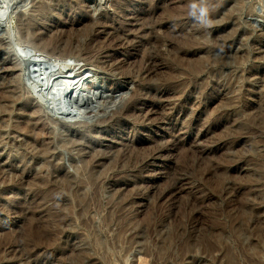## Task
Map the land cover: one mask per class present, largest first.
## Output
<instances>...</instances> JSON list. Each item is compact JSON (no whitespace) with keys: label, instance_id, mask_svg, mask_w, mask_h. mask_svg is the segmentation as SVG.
Returning <instances> with one entry per match:
<instances>
[{"label":"rangeland","instance_id":"obj_1","mask_svg":"<svg viewBox=\"0 0 264 264\" xmlns=\"http://www.w3.org/2000/svg\"><path fill=\"white\" fill-rule=\"evenodd\" d=\"M12 1L0 0V12L8 9V13L6 12L8 14L7 18L5 21H0V48L3 47L0 51V67L5 66L7 62L12 63L15 70L11 78L20 81L17 89L18 95H25L24 97L27 100L24 103L34 102L40 108L41 114L28 118L24 117V113L16 108L10 116L11 118L8 121L6 119L3 121L5 128L0 129V169L4 173L3 177L6 178L7 174L12 170L9 167L10 160L15 159L13 164L17 171H21L19 160L20 157L24 156V161H27L28 166L31 168V173L28 176L33 177L32 173L37 174L41 179L51 182L54 181L53 179H60V175L64 176L66 174L67 176L69 175V178L72 177L74 191L57 190L55 198H51L46 204L47 208H53L49 214L47 215L48 211L44 210H37L36 212L35 222L48 224L49 226L45 225V227L48 226L50 234L53 233L54 240L49 244L50 246L45 248L46 246L44 245L45 247L39 249L40 246L36 245L33 248L34 251H31L35 252V259L26 260V256L28 259L29 255H24L22 258L19 256L21 258L19 260L8 259L6 263L145 264L144 262L146 261V264H264V223H262L264 222V208H262L264 207V56H262L264 55V0H218L217 6L221 7L216 9L204 6L209 3V0H204V2L203 0H181L182 2L180 0H125V2H122L123 4H120L121 9L117 5V0H24V2L23 0H15L13 3ZM194 3L196 4L195 7ZM41 6H44V8ZM202 6H204L203 8L206 7L207 11ZM186 8H195L198 13L193 11L194 14H190L188 18L187 16H180L183 11H187ZM48 9L50 10L48 11ZM180 9L184 10L181 12ZM210 9L213 10L211 11ZM208 10L214 12V14ZM209 14H212V16ZM218 14H220L219 17ZM38 15L43 16L41 17L42 22L47 19L45 22L50 27L48 31L53 30L51 32L52 36L56 37L59 35L56 37V39L58 38V45L67 40L68 44H71V50L74 51L72 52L80 54L82 59L86 61V63L84 61L81 62L84 68L82 67L80 70H86L87 67L90 68L88 63L97 62V66L91 72V76H93L91 80L98 81L101 87H99V91H94L84 98V102H87L84 105L87 113H77L71 98L62 99V97H57L54 102L49 94L45 96L43 93L35 91H40L36 85L41 83L42 79H46L56 67L53 58L42 56L39 51L40 47L33 46L31 41L34 35L31 36L32 33L26 29L31 23L27 22L28 20L30 21L31 16L37 17ZM51 17L53 18L51 19ZM198 17H200V20ZM203 17L204 19L211 17L209 20L205 19L207 22L211 20L210 23H207ZM94 21L98 23L97 25H100L96 27L97 29L94 28L93 31H88V26L95 23ZM181 21H184V23ZM155 22L162 24V30L154 34L151 29L153 30ZM109 23L112 26H109ZM195 23L199 24H197L199 27L196 30L194 29L195 27L192 28L190 25L196 26ZM204 23L207 24L205 25ZM54 26H56L57 30ZM78 27L83 30L79 31ZM111 30L113 32H110ZM82 32L83 34L90 33L86 34V37ZM123 32L124 34H122ZM141 32H145V34ZM198 32H201L200 35L203 36L206 33V42L205 38L203 36L200 37ZM223 32L226 37L223 36ZM27 33L28 35H25ZM62 33L64 34L62 35ZM106 33L107 36L105 35ZM149 33L151 34L149 35ZM182 34H185L184 38ZM187 34L198 36V39H194L193 36V39L198 44L191 47L192 49L182 47V43H184L182 39L186 38L188 40L187 37L192 39ZM227 34L231 37L229 38ZM219 35L225 38L222 44L220 43L222 38ZM155 36L158 37L157 40L160 39L161 42L159 44H155ZM217 36L218 39H215ZM122 37L123 40L121 39ZM178 37L182 40L181 43ZM26 38L29 39L26 40ZM64 38L66 39L64 40ZM109 42L112 49L109 48ZM204 42L208 43L204 44ZM19 43H22V45ZM167 43L169 44L167 45ZM76 45H80V50ZM197 45L199 47L194 49ZM202 45L203 47H201ZM209 45H212V47ZM144 46L147 47L144 48ZM174 46L178 47L177 50ZM100 48L105 49L99 50ZM181 49L183 50L181 51ZM205 49L209 51L206 52L207 50ZM2 50L4 51L2 52ZM77 50L82 53L77 52ZM148 52L152 55L151 59L146 57L147 60H145V54ZM195 52L198 53L196 55L197 58L193 56ZM91 55H93L92 58H90ZM247 55L249 56L247 57ZM192 56L194 59L199 61L202 59L201 61L204 60L205 62L214 58L213 61L210 60V62L208 61L205 64L206 66L208 65L207 67H209V64L210 66L211 64L215 66L216 62L217 67H212L214 70L210 68L211 70L202 73L201 77H191L189 76L191 75L189 68L193 66L192 64L194 63L192 62L197 61ZM176 59H178L177 62L186 64L188 70L186 65L176 64ZM217 59L221 62H217ZM142 60H145L146 64ZM41 61L44 63H40ZM46 61L48 64H46ZM139 61L142 67L139 66ZM235 61L242 64H238ZM70 62L72 64L75 60L70 59L68 63L70 64ZM153 63L159 65L156 66ZM189 64L191 65L188 66ZM235 65L240 67L237 69ZM53 66L54 68L52 69ZM44 67L49 69L46 71ZM22 68L25 72H23ZM170 69L172 71L175 69L176 71L174 70V72L178 74L173 73ZM140 70L142 71L140 72ZM146 71H148V75L145 73ZM3 72L5 71H0V77ZM169 73L173 74L174 77L169 75ZM176 75L178 76L177 78H175ZM169 77H172V79H169ZM167 78L170 82L166 80ZM179 78L182 80L180 83ZM218 78L223 80L217 82L216 79ZM5 79L6 75L3 74L0 83H3ZM26 79L32 82L33 86L31 88L35 89V92L25 86ZM156 80L160 82L157 83ZM154 81L158 84H156L157 86ZM223 83L225 86H223ZM48 84V86L47 84H45V87L43 86L45 90H49L53 86L52 83ZM147 84L152 87L146 88ZM187 87L189 90H187ZM135 89H143V92L137 95L138 101H135L130 106V114H133L131 115L133 117L131 118L130 114H126V116L119 114L123 109V105L125 106L129 102V98L137 93ZM38 95L53 103L55 109L63 107L65 111L60 115L50 114L41 108V105L37 102L36 97ZM232 98L236 99L235 102ZM156 99H159L160 102L158 103ZM226 99L232 100L231 102L235 103L236 106L231 109L225 108V111H223V106L227 102ZM221 100L225 101V103ZM219 108L223 109L220 110ZM257 109L259 112L256 111ZM104 112L105 114H103ZM39 116L42 119L38 120ZM27 118V122H24ZM250 119L252 122H249ZM19 122L27 123L29 127L43 132L39 146H32V138L29 133V136H27L24 132H17L16 125ZM248 122L253 127L249 126ZM255 122L258 124L257 127L259 129L256 128ZM78 123H87V129L78 127ZM96 123L97 125H95ZM114 123L118 126L114 125ZM47 129L54 130L55 141L49 140L48 137L46 139L44 133L48 131ZM80 136L83 138L79 139L81 138ZM9 142L12 144L24 143L27 146L30 145V148L26 146V149L37 155L43 151V147H48L52 149L54 155L51 158L48 154L45 157L40 156L38 160H31L28 156H25L22 150L17 148L11 150ZM79 142L80 145H78ZM87 142L93 145L91 151L81 152L82 147L86 149ZM20 153L24 155L22 156ZM79 153L81 156L78 155ZM85 154L86 156L89 154L96 155L94 157L98 158V160L95 159L94 163L98 165L93 164L92 166L88 163V157L84 156ZM115 162H117L116 166ZM102 163L105 164L103 165ZM82 164H85V166ZM207 166L212 167H210L211 171L209 169L210 172L207 170ZM239 170L240 173L237 172ZM212 171H214L213 174L211 173ZM224 177L227 178H225L226 183L223 187L217 188L216 183H218L220 178L222 180ZM94 181H96L95 184L93 183ZM227 185L228 188L225 191ZM4 187L6 185L0 179V212L3 213L1 214L2 217H0V237L8 235L14 238L15 234H18V231H21L25 223L27 224L30 220V217H28L29 212L26 210L22 212L23 214L19 213L18 206H28L36 200V197L33 193L30 194L27 191L8 193L6 195L1 194ZM221 188H224V190ZM233 188L236 189L233 190ZM259 188L262 192L261 194ZM231 191L235 193H231ZM250 199L253 200L254 205ZM113 202L114 204H112ZM120 202L125 204L123 203L124 205H122ZM240 202L243 203L239 204ZM81 205L83 206L81 207ZM83 207L84 209H82ZM251 207L256 209L255 212ZM118 212H122V214L124 212L122 217ZM250 214H252V217ZM241 215L242 219L239 220ZM43 218L46 222L43 221ZM47 218L50 220L47 221ZM115 219L118 220L116 221ZM238 220L241 223L244 220L243 222L247 224L240 225V222L236 223ZM255 222H257L256 231H252L254 230ZM260 225L262 226L260 227ZM56 228H58V231ZM237 228L240 229L237 230ZM250 231L253 233L258 232L262 238H258L255 233L253 234ZM56 232H59V234ZM55 234L56 236H54ZM55 238L58 239L56 240ZM210 244H213L211 245V247L213 246L212 248ZM20 249L18 247L17 251L19 252ZM216 249L219 250L217 251ZM61 251L63 252L61 253ZM27 261H31V263Z\"/></svg>","mask_w":264,"mask_h":264},{"label":"bare ground","instance_id":"obj_2","mask_svg":"<svg viewBox=\"0 0 264 264\" xmlns=\"http://www.w3.org/2000/svg\"><path fill=\"white\" fill-rule=\"evenodd\" d=\"M9 1H11V0H8V2ZM13 1H15V0H13ZM13 1H12V3H13ZM45 1V0H44ZM130 1V0H129ZM181 1V0H180ZM186 1V0H185ZM188 1V0H187ZM199 1V0H198ZM201 1V0H200ZM205 1H207V0H205ZM7 2V1H6ZM18 2V1H17ZM23 2H24V0H23ZM60 2V1H59ZM122 2H125V0H117V5H119V9H121V6H120V4H123ZM182 2V1H181ZM197 2V1H196ZM203 2H204V0H203ZM217 2H218V0H209V3H207V5H204V6H207V8L209 7V8H213V9H216V8H218L219 6H217ZM16 3V2H15ZM14 3V4H15ZM184 3V2H183ZM188 3V2H187ZM193 3V2H192ZM9 4V3H8ZM21 4V3H20ZM128 4V3H127ZM126 4V5H127ZM130 4V3H129ZM185 4H186V2H185ZM198 4V3H197ZM199 4H203V3H199ZM205 4V3H204ZM18 5V4H17ZM191 5V4H190ZM195 3H194V7H195ZM219 5V4H218ZM242 5V4H241ZM44 6H45V4H44ZM44 6H41V7H43L44 8ZM116 6V5H115ZM180 6V5H179ZM184 6H187V5H184ZM189 6V5H188ZM192 6V5H191ZM204 6H202V8L204 7ZM225 6V5H224ZM223 6V7H224ZM230 6V5H229ZM8 7V6H7ZM40 7V8H41ZM114 7V6H113ZM118 7V6H117ZM193 7V6H192ZM198 7V6H197ZM196 7V8H197ZM221 7V6H220ZM219 7V8H220ZM115 8V7H114ZM189 8V7H188ZM206 8V7H205ZM205 8H203L204 10H206ZM230 8V7H229ZM118 9V8H117ZM151 9V8H150ZM212 9V10H213ZM222 9V8H221ZM6 10V9H5ZM44 10V9H43ZM50 9H48V11H49ZM153 10V9H152ZM181 10V12L184 10H182V9H180ZM186 12H182L181 14H180V16H182V17H186L187 16V18L188 17H190V14H192L193 13V11L195 12H197L198 13V11L197 10H195V8H192V9H187L186 8ZM202 10V9H201ZM211 10V9H210ZM210 10H208L209 12H211ZM7 11H8V9H7ZM7 11H1L0 12V19H2L5 15H7ZM42 11V10H41ZM45 11V10H44ZM47 11V10H46ZM115 11H117V10H115ZM199 11H200V8H199ZM207 11V10H206ZM216 11V10H215ZM234 11V10H233ZM7 12V13H6ZM35 12V11H34ZM52 12V11H51ZM177 12V11H176ZM175 12V13H176ZM205 12V11H204ZM203 12V14H205ZM235 12V11H234ZM148 13V12H147ZM151 13H153V12H151ZM200 13V12H199ZM207 13V12H206ZM212 14H214V12H211ZM120 14H121V12H120ZM120 14H118L119 16H120ZM194 14V13H193ZM201 14V13H200ZM212 14L210 15V16H212ZM221 14V13H220ZM220 14H218V17H219V15ZM11 15V14H10ZM198 15V14H197ZM202 15V14H201ZM230 15V14H229ZM231 15H233V14H231ZM23 16H25V15H23ZM195 16V15H194ZM198 16H200V15H198ZM205 16V15H204ZM41 17H43L42 15H38L37 17H32L31 16V19H30V21L28 20H26L25 19V21H27V22H31L30 23V25L29 24H27V25H29L26 29H28V32H30V33H32V35L31 36H33V39H32V44H33V46L35 45V46H37V47H40V49H39V51L42 53V56H48L49 58L51 57V58H53V61H54V63H56V69L54 68V66L52 67V69L54 68V70L46 77V79H42L43 81H41V83H39L38 85H36L37 86V88L38 89H40V91H38V90H35L36 92H38V93H43L45 96H48V94H49V96H50V98L55 102V100H56V98L57 97H62V99L63 98H65V99H69V98H71V100L73 101V104H74V108H75V110H76V112L78 113H87V110L86 109H84L85 107H84V105L85 104H87V102H84V98L87 96V95H89L90 93H92V92H94V91H99L98 89H99V87H101L100 86V83L98 82V81H94V80H91V78L93 77V76H91V72H92V70L97 66L96 65V63L94 62H92L91 64H89L88 63V65L90 66V68H88L87 67V69L86 70H80L82 67H83V65L81 64V62H83L84 61V59H82V57H81V55L80 54H77V53H73L74 51L73 50H71V44H68L69 42H67V40H65L66 38H64V42L61 44V45H58V43L59 42H57V39H56V37H58V36H52L53 34H51V32L53 31L52 29H51V31H48V30H50L49 28L50 27H48V25L46 24V22L45 21H47V19H45V23L44 22H42L43 20L41 19ZM123 17H124V15H123ZM181 17V18H182ZM214 17V16H213ZM213 17H212V19H213ZM217 17V16H216ZM228 17V16H227ZM226 17V18H227ZM30 18V17H29ZM53 17H51V19H52ZM146 18H147V16H146ZM194 18V17H193ZM199 18V20H200V17H198ZM202 18V17H201ZM211 18V17H210ZM209 18V19H210ZM215 18V17H214ZM226 18H225V20H226ZM231 18H232V16H231ZM124 19H125V17H124ZM151 19H152V17H151ZM156 19V18H155ZM171 19V18H170ZM178 19V18H177ZM183 19V18H182ZM197 19V18H196ZM203 19H204V17H203ZM202 19V21L204 22V20L205 19H207V18H205L204 20ZM209 19H207V20H209ZM217 19V18H216ZM230 19V18H229ZM123 20V19H122ZM145 20H147V19H145ZM172 20H173V18H172ZM174 20H175V18H174ZM181 20V19H180ZM187 20V19H186ZM190 20V19H189ZM215 20V19H214ZM150 21V20H149ZM153 21V20H152ZM158 21V20H157ZM196 21V20H195ZM206 21V20H205ZM211 21V20H210ZM210 21L209 22H207V23H210ZM224 21V20H223ZM91 22V21H90ZM95 22V21H94ZM123 22H124V20H123ZM160 22V21H159ZM179 22V21H178ZM177 22V23H178ZM182 22V21H181ZM199 22H201V21H199ZM198 22V23H199ZM203 22H202V24H203ZM24 23V22H23ZM96 23V22H95ZM92 23L90 26H88L89 28L87 29L88 31H93L94 30V28L95 29H97L96 27L97 26H99V25H97L98 23ZM101 23V22H100ZM104 23V22H103ZM107 23V22H106ZM152 22H150V24H151ZM156 23V22H155ZM154 23V27H153V30L151 29V31H153L154 32V34L157 32V31H161L162 30V24H160V23H162V22H160V23H156L155 24ZM173 23H175V22H173ZM182 23H184V21L182 22ZM187 23V22H186ZM192 23V22H191ZM197 23V24H198ZM206 23V24H207ZM84 24V23H83ZM87 24H90V23H87ZM196 24V23H195ZM196 24V26H192V24H190L191 25V27L193 28V27H195L194 29L196 30V28H198L199 26V24L197 25ZM201 24V25H202ZM205 24V23H204ZM205 24V25H206ZM212 24V23H211ZM225 24V23H224ZM227 24V23H226ZM23 25H25V24H23ZM26 25V26H27ZM58 25V24H57ZM56 25V26H57ZM112 26V24H110L109 23V26ZM144 25V24H143ZM146 25H147V23H146ZM152 25H153V23H152ZM165 25V24H164ZM176 25V24H175ZM179 25V24H178ZM182 25V24H181ZM189 25V26H190ZM194 25V24H193ZM210 25V24H209ZM208 25V26H209ZM213 25H214V23H213ZM56 26H54L55 28H56ZM84 26V25H83ZM103 26V25H102ZM105 26V25H104ZM188 26V25H187ZM211 26V25H210ZM219 26V25H218ZM222 26V25H221ZM224 26V25H223ZM85 27H87V26H85ZM114 27V26H113ZM141 27V26H140ZM67 28V27H66ZM71 28H73V27H71ZM77 28V27H76ZM76 28H75V30H76ZM84 28V27H83ZM104 28V27H103ZM152 28V27H151ZM182 28V27H181ZM191 28V30H193ZM25 29V30H26ZM102 29V28H101ZM139 29V28H138ZM144 30H145V28H143ZM142 29V30H143ZM165 29V28H164ZM167 29H168V26H167ZM175 29H176V27H175ZM217 29V28H216ZM25 30H23V31H25ZM56 30H57V28H56ZM59 30H60V28H59ZM58 30V31H59ZM65 30V29H64ZM70 30V29H69ZM78 30L80 31H82L83 29H80L79 27H78ZM78 30H76V31H78ZM113 30H115V29H113ZM126 30V29H125ZM141 30V29H140ZM183 30L185 31V29L183 28ZM198 30V29H197ZM48 31V32H47ZM58 31H57V33H58ZM61 31H62V29H61ZM73 31V30H72ZM97 31V30H96ZM100 31V30H99ZM150 31V32H151ZM175 31V30H174ZM179 31H180V29H179ZM194 31V30H193ZM202 31V30H201ZM220 31V30H219ZM237 31V30H236ZM27 32V31H26ZM56 32V31H55ZM60 32V31H59ZM64 32V31H63ZM69 32V31H68ZM67 32V33H68ZM85 32H86V30H85ZM98 32V31H97ZM110 32H113L112 30L110 31ZM140 32V31H139ZM165 32H167V31H165ZM186 32H189V31H186ZM197 32V31H196ZM56 33V34H57ZM90 32H88V33H86V34H89ZM108 33V32H107ZM107 33L105 34L106 36H107ZM114 33H116V32H114ZM141 33H144L145 34V32H141ZM162 33V32H161ZM160 33V34H161ZM177 33V32H176ZM181 33V32H180ZM179 33V34H180ZM184 33V32H183ZM193 33V32H192ZM199 33V35L201 34V32H198ZM203 33V32H202ZM220 33V32H219ZM224 33V32H223ZM223 33H222V35H223ZM235 33V32H234ZM261 33V32H260ZM51 34V35H50ZM64 33H62V35H63ZM82 34H83V32H82ZM86 34H83V35H86ZM92 34V33H91ZM94 34V33H93ZM95 34H96V32H95ZM98 34V33H97ZM119 34V33H118ZM122 34H124V32L122 33ZM151 33H149V35H150ZM25 35H28V33L27 34H25ZM112 35V34H111ZM120 35V34H119ZM118 35V36H119ZM140 35V34H139ZM146 35H147V33H146ZM157 35V34H156ZM175 35V34H174ZM183 35V34H182ZM185 35V34H184ZM182 36L183 38L185 37V36ZM188 35V34H187ZM190 35V34H189ZM188 35V36H189ZM205 35H206V33H205ZM205 35L203 36V35H200V37L201 36H203L204 38H205ZM221 35V34H220ZM219 35V37H221L222 38V41L220 42L221 44L222 43H224L223 42V40L225 39V38H223V36H225L226 37V34L224 33V35L223 36H220ZM68 36V35H67ZM90 36V35H89ZM92 36H94V35H92ZM91 36V37H92ZM118 36H116V37H118ZM121 36V35H120ZM119 36V37H120ZM158 36H159V34H158ZM161 36V35H160ZM191 36V35H190ZM193 36H194V39L196 38V39H198L197 37H195L196 35L194 34V35H192L191 37H192V39H190V38H188L187 36V39L188 40H186V38L185 39H182V40H184L183 42L184 43H182L183 45H182V47H189V48H191V47H193L194 45H196V44H198L197 43V41H195L194 39H193ZM227 36L230 38L231 36H229L228 34H227ZM263 36H264V34H263ZM30 37V36H29ZM61 38H62V36H60ZM59 37V38H60ZM64 37V36H63ZM65 37H66V35H65ZM86 37H87V35H86ZM113 37V36H112ZM116 37H115V39H116ZM118 37V38H119ZM141 37V36H140ZM142 37H146V36H142ZM148 37V36H147ZM156 37V39H155V44H159L161 41H160V39H158L157 40V36H155ZM199 37V38H200ZM202 37V38H203ZM213 37V36H212ZM235 37V36H234ZM233 37V38H234ZM261 37H262V34H261ZM31 38V37H30ZM149 38V37H148ZM148 38H146V39H148ZM161 38V37H160ZM177 38V37H176ZM179 38V37H178ZM214 38V37H213ZM229 38H227V39H229ZM29 39V38H28ZM27 38H26V40H28ZM114 39V38H113ZM122 40H123V37L121 38ZM127 39V38H126ZM145 39V40H146ZM154 39V38H153ZM180 39V38H179ZM201 39V38H200ZM215 39H218V36L217 37H215ZM214 39V40H215ZM235 39V38H234ZM59 40H61V39H59ZM70 40V39H69ZM163 40V39H162ZM165 40V39H164ZM163 40V41H164ZM178 40V39H177ZM181 39H180V43H181V41H182ZM186 40V41H185ZM202 40H204V39H202ZM202 40H200L201 42H203ZM63 41V40H62ZM61 41V42H62ZM116 41V40H115ZM115 41H114V43H115ZM121 41V40H120ZM151 41H152V39H151ZM166 41V40H165ZM212 41H213V39H212ZM225 41V40H224ZM66 42V43H65ZM70 42H72L71 40H70ZM104 42H106V41H104ZM104 42H102V43H104ZM123 42V41H122ZM143 42V41H142ZM168 42V41H167ZM176 42H178V41H176ZM205 42H206V38H205ZM204 42V44H207V43H205ZM215 42V41H214ZM23 43V42H22ZM22 43L20 44V45H22ZM30 43V42H29ZM73 43V42H72ZM112 43V42H111ZM149 43V42H148ZM163 43V42H162ZM200 43V42H199ZM24 44V43H23ZM31 44V45H32ZM108 44V43H107ZM120 44V43H119ZM143 44H145V43H143ZM153 44V43H152ZM169 43H167V45H168ZM203 44V43H202ZM217 44H219L218 42H217ZM216 44V45H217ZM228 44V43H227ZM230 44V43H229ZM30 45V44H29ZM83 45V44H82ZM104 45V44H103ZM109 48H111L110 47V42H109ZM133 45V44H132ZM150 45H151V43H150ZM166 45V44H165ZM174 45V44H173ZM181 45V44H180ZM179 45V46H180ZM199 45H201V44H199ZM214 46H215V44H213ZM27 46H28V44H27ZM32 46V47H33ZM80 46V45H79ZM79 46H77L76 45V47H79ZM101 46V45H100ZM99 46V47H100ZM112 46V45H111ZM118 46V45H117ZM116 46V47H117ZM120 46H121V44H120ZM131 46V45H130ZM135 46H136V44H135ZM148 46V45H147ZM147 46H144V48H146ZM153 46V45H152ZM158 46V45H157ZM162 46V45H161ZM170 46V45H169ZM169 46H168V48H169ZM205 46V45H204ZM209 46H211L212 47V45H209ZM219 46V45H218ZM217 46V47H218ZM221 46H223V45H221ZM257 46V45H256ZM2 47V46H1ZM31 47V46H30ZM31 47V48H32ZM36 47V48H37ZM50 47V48H49ZM75 47V48H76ZM125 47V46H124ZM126 47H128V46H126ZM164 47V46H163ZM170 47H172V46H170ZM175 47V46H174ZM197 47H199L198 45L197 46H195L194 47V49L195 48H197ZM201 47H203V45L201 46ZM200 47V48H201ZM224 47V46H223ZM3 48V47H2ZM2 48H0V51H1V49ZM5 48V47H4ZM21 48V47H20ZM34 48V47H33ZM35 48V49H36ZM72 48H73V45H72ZM80 48L81 47H79L78 49L80 50ZM84 48V47H83ZM98 48V47H97ZM102 48V47H101ZM99 49V50H103V49H105V48H103V49ZM108 48V47H107ZM114 48V47H113ZM149 48V47H148ZM152 48V47H151ZM157 48V47H156ZM166 49H168L167 47H165ZM176 48V50H177V48L178 47H175ZM219 48V47H218ZM258 48V47H257ZM74 49V48H73ZM86 49H87V47H86ZM112 49V48H111ZM131 49V48H130ZM141 49H143V48H141ZM158 49H159V47H158ZM157 49V50H158ZM185 49V48H184ZM192 49V48H191ZM193 49V50H194ZM211 49V48H210ZM216 49V48H215ZM252 49H254V48H252ZM259 49V48H258ZM5 50V49H4ZM4 50H2V52L4 51ZM79 50H77V52L79 51ZM88 50V49H87ZM86 50V51H87ZM92 50V49H91ZM134 50V49H133ZM136 50V49H135ZM145 50V49H144ZM156 50V49H155ZM160 50V49H159ZM175 50V51H176ZM183 49H181V51H182ZM189 50V49H188ZM201 50V49H200ZM203 50V49H202ZM205 50H207V49H205ZM257 50V49H256ZM6 51V50H5ZM73 51V52H72ZM83 51H84V49H83ZM85 51V52H86ZM111 51V50H110ZM146 51V50H145ZM153 51V50H152ZM167 51V50H166ZM171 51H172V49H171ZM174 51V50H173ZM196 51V50H195ZM209 50H207L206 52H208ZM221 51V50H220ZM240 51H241V49H240ZM247 51V50H246ZM258 51V50H257ZM257 51H255V52H257ZM260 51V50H259ZM75 52H76V49H75ZM80 52V51H79ZM142 52H143V50H142ZM158 52V51H157ZM160 52V51H159ZM184 52H185V50H184ZM190 52V51H189ZM188 52V53H189ZM216 52V51H215ZM250 52V51H249ZM6 53V52H5ZM41 53H40V55H41ZM80 53H82V52H80ZM84 53V52H83ZM87 53V52H86ZM144 53V52H143ZM153 53V52H152ZM155 53V52H154ZM180 53V52H179ZM187 53V52H186ZM260 53H262L261 51H260ZM90 54H91V52H90ZM105 54V53H104ZM107 54V53H106ZM198 53H193V56H196ZM204 54V53H203ZM1 55V54H0ZM2 55H4V54H2ZM83 55V54H82ZM156 55V54H155ZM154 55V56H155ZM173 55V54H172ZM175 55V54H174ZM177 56H179L178 54H176ZM206 55V54H205ZM204 55V56H205ZM208 55V54H207ZM39 56V55H38ZM90 56V55H89ZM151 54H150V52H148L147 54H145V60H147L146 59V57L148 58V57H150L149 59H151ZM153 56V57H154ZM161 56V55H160ZM184 56V55H183ZM186 56V55H185ZM193 56H192V58H193ZM240 56V55H239ZM246 56V55H245ZM249 55H247V57H248ZM262 56H264V55H262ZM40 57V56H39ZM93 57V55H91V57L90 58H92ZM143 57V56H142ZM142 57H141V59H142ZM156 57H157V55H156ZM180 57V56H179ZM206 57V56H205ZM204 57V58H205ZM210 57V56H209ZM242 57H243V55H242ZM260 57V56H259ZM36 58V57H35ZM83 58H87V57H83ZM95 58V57H94ZM185 58V57H184ZM192 58H191V60H192ZM195 58H197V56L195 57ZM202 58V57H201ZM203 58V59H204ZM206 58H208V57H206ZM205 58V59H206ZM235 58V57H234ZM237 58H238V52H237ZM70 59H74L75 60V62L74 63H72L71 64V62H70V64L68 63V61L70 60ZM96 59V58H95ZM94 59V60H95ZM140 59V60H141ZM174 59V58H173ZM172 59V60H173ZM182 59V58H181ZM194 59V58H193ZM199 59V58H198ZM214 59V58H213ZM213 59H210V60H212L213 61ZM220 59V58H219ZM219 59H217V62H221V61H219ZM243 59V58H242ZM52 60V59H51ZM87 60V59H86ZM91 60V59H90ZM93 60V61H94ZM137 60V59H136ZM145 60H142V62L143 63H145L144 61ZM157 60V59H156ZM175 60V59H174ZM177 60L178 59H176V64H179L180 62H177ZM191 60H188V61H190V62H192ZM194 60H197V59H194ZM202 60V59H201ZM200 60V61H201ZM210 60H208L209 62H210ZM221 60V59H220ZM236 60V59H235ZM237 60H239V59H237ZM241 60V59H240ZM239 60V61H240ZM245 60V59H244ZM263 60V59H262ZM88 62H90L89 60H87ZM150 61V60H149ZM171 61V60H170ZM180 61V60H179ZM181 61H183V60H181ZM197 61H199V60H197ZM197 61H195L196 62V64H195V62H192V63H194V64H192L193 66L191 67V68H189V73L191 74V75H189V76H191V77H193V76H196V77H199L202 73H204V72H209V70H211L210 68H214V67H217L216 66V62H215V66L213 65V64H211V66H210V64H209V67H207L206 66V64L205 63H208V61H199L198 63H197ZM248 61V60H247ZM43 61H41L40 63H42ZM47 62V61H46ZM45 62V63H46ZM85 63H86V61H84ZM137 62H138V60H137ZM141 62V63H142ZM151 62V61H150ZM153 62V61H152ZM172 62V61H171ZM189 62V63H190ZM235 62H238V61H235ZM44 63V62H43ZM42 63V64H43ZM54 63H53V65H54ZM157 63H159V62H157ZM174 63V62H173ZM188 63V62H187ZM244 64H245V62H243ZM4 64H5V62H4ZM3 64V65H4ZM39 64V63H38ZM46 64H48V62L46 63ZM138 64V63H137ZM146 64V63H145ZM144 64V65H145ZM148 64H149V62H148ZM147 64V65H148ZM154 64H156V63H153V65ZM162 64V63H161ZM175 64V63H174ZM184 64V63H183ZM182 63H180V65H183ZM191 64H189L188 66H190ZM222 64V63H221ZM238 64H242V63H240V62H238ZM41 65V64H40ZM45 65V64H44ZM50 65V64H49ZM49 65H47V66H49ZM85 65V64H84ZM104 65V64H103ZM112 65H114V63H112ZM141 65H143V64H141ZM151 65V64H150ZM157 65H159V64H156V66ZM184 65H186V64H184ZM220 65V64H219ZM22 66H23V64H22ZM106 66V65H105ZM139 66H140V61H139ZM156 66H155V68H156ZM236 66V68L238 69L239 67H237V65H235ZM41 67H42V65H41ZM51 67V66H50ZM140 67H142V66H140ZM146 67V66H145ZM151 67V66H150ZM173 67H174V65H173ZM178 67V66H177ZM243 67V66H242ZM84 68V67H83ZM109 68V67H108ZM116 68V67H115ZM144 68V67H143ZM142 68V69H143ZM147 68V67H146ZM179 68V67H178ZM182 68H184L185 69V67H183L182 66ZM212 68V69H213ZM235 68V67H234ZM44 69H46L45 67H44ZM49 69V68H48ZM48 69H46V71L48 70ZM51 68H50V70H52ZM102 69V68H101ZM150 69V68H149ZM154 69V68H153ZM176 69V68H175ZM174 69V70H175ZM186 69H187V65H186ZM241 69V68H240ZM14 70H15V67L14 66H12V63L11 62H7L6 63V65L5 66H3V67H0V71H5V72H3V74H5L6 75V79L3 81V83H0V129H2V128H5V125H4V120L6 119L7 121L11 118L10 116L14 113V111H15V109L17 108V110L18 111H22L23 113H24V117H33V116H37V115H40L41 114V110H40V108L36 105V104H34V102H26V103H24V101H26L27 100V98H25L23 95H21V94H19L18 95V93H17V89H18V86L20 85V81L18 80V81H16V80H13V78H11V76L13 75V73H14ZM22 70H23V72H25V70L22 68ZM171 70V69H170ZM174 70L172 71L173 73H176V72H174ZM180 70H181V67H180ZM188 70V69H187ZM214 70V69H213ZM216 70H217V68H216ZM253 70V69H252ZM40 71V70H39ZM38 71V72H39ZM106 71V70H105ZM142 70H140V72H141ZM176 71V70H175ZM249 71H251V70H249ZM38 72H35L36 74L38 73ZM148 71H146L145 73H147ZM157 71H156V69H155V73H156ZM185 72H186V70H185ZM40 73H42V72H40ZM45 73V72H44ZM48 73V72H47ZM2 74V75H3ZM176 74H178V73H176ZM179 74H181V73H179ZM187 74V73H186ZM2 75H1V77H0V81L2 80ZM24 75V74H23ZM32 75H34V74H32ZM38 75H40L39 73H38ZM46 75V74H45ZM140 75V74H139ZM147 75H148V73H147ZM169 75H173V74H170L169 73ZM185 75V74H184ZM183 75V76H184ZM203 75V74H202ZM141 76H142V74H141ZM145 76V75H144ZM151 76V75H150ZM180 76V75H179ZM29 77V76H28ZM37 77V76H36ZM44 77V76H43ZM42 77V78H43ZM173 77H174V75H173ZM178 76L176 75V77L175 78H177ZM186 77V76H185ZM187 77H188V74H187ZM195 77V79H197ZM201 77V76H200ZM35 78V77H34ZM38 78V77H37ZM45 78V77H44ZM141 78V77H140ZM147 78V77H146ZM149 78V77H148ZM151 78V77H150ZM172 79V77H169V79ZM174 78V79H175ZM239 78H241V77H239ZM248 78V77H247ZM145 79V78H144ZM152 79V78H151ZM168 78L166 79V80H169ZM173 79V80H174ZM187 79V78H186ZM34 80V79H33ZM32 80V81H33ZM165 80V81H166ZM173 80H171V81H173ZM177 80V79H176ZM178 80H180L179 81V83L182 81L180 78L178 79ZM177 80V81H178ZM194 80V79H193ZM213 80H215V79H213ZM223 80V79H222ZM221 80V78H218V79H216V81L217 82H219V81H222ZM247 80V79H246ZM35 81V80H34ZM39 81H40V79H39ZM143 81V80H142ZM147 81H150V80H147ZM151 81H153V80H151ZM157 81V80H156ZM156 81H154L155 82V85L157 84V83H159L158 81H157V83H156ZM188 81V80H187ZM190 81V80H189ZM262 81V80H261ZM144 82V81H143ZM146 82V81H145ZM169 82H170V80H169ZM191 82V81H190ZM228 82H231V81H228ZM48 83H52L53 84V86H52V88L51 89H46L45 90V84H47V86L49 85ZM150 83V82H149ZM178 83V84H179ZM183 83V82H182ZM189 83V82H188ZM215 83V82H214ZM226 83V82H225ZM249 83H250V81H249ZM112 84V83H111ZM153 84V83H152ZM164 84V83H163ZM184 84V83H183ZM206 84V83H205ZM224 84V83H223ZM232 84V83H231ZM230 84V85H231ZM234 84V83H233ZM252 84V83H251ZM148 85V84H147ZM158 85V84H157ZM156 85V86H157ZM162 85V84H161ZM227 85H229V84H227ZM226 85V86H227ZM236 85V84H235ZM261 85V84H260ZM35 86V85H34ZM44 86V87H43ZM112 86V85H111ZM179 86V85H178ZM177 86V87H178ZM188 86V85H187ZM202 86V85H201ZM207 86H208V84H207ZM223 86H225V84L223 85ZM222 86V87H223ZM249 86V85H248ZM149 87H152V86H150V84L146 87V88H148L149 89ZM154 87V86H153ZM159 87V86H158ZM204 87V86H203ZM251 87V86H250ZM155 88V87H154ZM184 88V87H183ZM188 88V87H187ZM201 88V87H200ZM206 88V87H205ZM204 88V89H205ZM233 88V87H232ZM134 89V88H133ZM132 89V90H133ZM152 89V88H151ZM181 89V88H180ZM185 90H186V88H184ZM203 89V88H202ZM262 89V88H261ZM264 89V88H263ZM262 89V90H263ZM136 90V89H135ZM187 90H189V88L187 89ZM137 91V93L136 94H134V96L132 95H130L131 96V98H129L130 100H129V102L124 106L123 105V109L120 107V109H122V111H120V113L119 114H122V115H125L126 116V114L127 115H129L130 113H131V108H130V106L133 104V103H135V101H138L137 100V95H139V93H141V92H143V89H138V90H136ZM180 91V90H179ZM200 91V90H199ZM202 91V90H201ZM132 92H134V91H132ZM182 92V91H181ZM183 92H185V91H183ZM203 92V91H202ZM202 92H201V94H202ZM205 92V91H204ZM263 92V91H262ZM180 93V92H179ZM240 93V92H239ZM181 94V93H180ZM179 94V95H180ZM205 95H206V93H205ZM242 95H243V93H242ZM263 95H264V92H263ZM142 96V95H141ZM181 96V95H180ZM203 96V98H205V96L204 95H202ZM178 98V97H177ZM225 98H226V96H225ZM224 98V99H225ZM234 98V97H233ZM232 98V100L235 102V100ZM237 98H238V96H237ZM243 98H244V96H243ZM242 98V99H243ZM262 98V97H261ZM219 99V98H218ZM48 100H50V99H48ZM156 100H158V103L160 102L159 101V99H156ZM227 100V99H226ZM232 100H230L229 101V99L227 100V102H226V104L223 106V108H221V109H223V111H225V108L226 109H231V108H233V107H235L236 106V104L235 103H233V102H231ZM240 100V99H239ZM221 101H223V100H221ZM244 101V100H243ZM224 103H225V101H223ZM223 102H221V103H223ZM238 102V101H237ZM261 103H262V101H261ZM124 104V103H123ZM260 104V103H259ZM258 104V105H259ZM159 105V104H158ZM263 105H264V103H263ZM221 106H222V104H221ZM239 106V105H238ZM243 106V105H242ZM245 106V105H244ZM260 106V105H259ZM18 107H19V109H18ZM133 107V106H132ZM246 107V106H245ZM262 107V106H261ZM260 107V108H261ZM264 107V106H263ZM77 108V109H76ZM104 108H106V107H104ZM103 108V109H104ZM119 109V110H120ZM220 109V108H219ZM219 109H217V110H219ZM220 109V110H221ZM263 109V108H262ZM133 110V109H132ZM219 110V111H220ZM260 110V109H259ZM264 110V109H263ZM102 111V110H101ZM104 111V110H103ZM117 111V110H116ZM233 111H235V110H233ZM251 111V110H250ZM250 111H248V112H250ZM256 111H258V109L256 110ZM262 111V110H261ZM73 112H75V111H73ZM106 112V111H105ZM105 112L103 113V114H105ZM118 112V111H117ZM247 112V111H246ZM259 112V111H258ZM108 113V112H107ZM112 113V112H111ZM110 113V114H111ZM134 113V112H133ZM219 113V112H218ZM226 113V112H225ZM235 113H236V111H235ZM245 113V112H244ZM102 114V115H103ZM118 114V115H119ZM220 114V113H219ZM223 114V113H222ZM230 114H231V112H230ZM233 114V113H232ZM251 114V113H250ZM262 114V113H261ZM112 115V114H111ZM131 115H133V114H130V116ZM227 115H229V114H227ZM226 115V116H227ZM246 115H247V113H246ZM252 115V114H251ZM260 115V114H259ZM263 115H264V111H263ZM113 116H115V114H113ZM117 116V115H116ZM125 116H124V119H125ZM130 116H129V119H130ZM224 116V115H223ZM230 116V115H229ZM236 116V115H235ZM240 116V115H239ZM242 116V115H241ZM244 116V115H243ZM255 116V115H254ZM253 116V118H255ZM120 118H121V116H119ZM133 116H131V118H132ZM245 118H246V116H244ZM249 117H250V115H249ZM252 117V116H251ZM28 118L27 119H25V121L24 122H27L26 120H28ZM103 118V117H102ZM114 118V117H113ZM252 118V119H253ZM259 118H262V117H259ZM264 118V117H263ZM40 119H42V117H40L39 116V119L38 120H40ZM249 119V118H248ZM248 119H244V120H248ZM256 119V118H255ZM254 119V121H256ZM100 120H102L101 118H100ZM110 120V119H109ZM108 120V121H109ZM261 120V119H260ZM105 121L107 122V120L105 119ZM114 121V120H113ZM117 121V120H116ZM264 121V120H263ZM24 122H19L18 123V125H16V129H17V132H20V133H22V132H24L25 133V135H27V136H29V134H30V136H31V138H32V146H39V143H40V140H41V135L43 134V132L42 131H38V130H35V129H33V128H31V127H29V125L27 124V123H24ZM104 122V121H103ZM141 122V121H140ZM243 122H245V121H243ZM249 122H252L251 121V119H250V121ZM248 122V125L249 126H252L251 125V123H249ZM257 122V121H256ZM255 122V123H256ZM108 123V122H107ZM111 123V122H110ZM113 123V122H112ZM142 123V122H141ZM141 123H139V124H141ZM87 123H78L77 125H78V127H81V128H86V125ZM100 124V123H99ZM122 124V123H121ZM137 124V123H136ZM95 125H97V123L95 124ZM101 125V124H100ZM114 125H117V124H115L114 123ZM242 125V124H241ZM243 125H245V124H243ZM257 123H256V128H258L257 127ZM264 125V124H263ZM89 126V125H88ZM99 126V125H98ZM111 126V125H110ZM118 126V125H117ZM248 126V127H249ZM254 126H255V124H254ZM122 127V126H121ZM243 127V126H242ZM253 127V126H252ZM261 127V126H260ZM92 128H93V125H92ZM110 128V127H109ZM87 129V128H86ZM248 129H251V128H248ZM259 129V128H258ZM262 129H263V127H262ZM48 130V129H47ZM54 131V130H53ZM52 130H48V131H45V137H46V139H47V137L49 138V140H54V136H53V132ZM87 131V130H86ZM255 131V130H254ZM263 131H264V129H263ZM67 132H69L68 130H67ZM29 133V134H28ZM70 133V132H69ZM68 133V134H69ZM88 133V132H87ZM70 135V134H69ZM91 135V134H90ZM66 137H68V136H66ZM65 137V138H66ZM79 137V136H78ZM78 137H76V138H78ZM81 137V136H80ZM75 138V139H76ZM83 137H81V138H79V139H82ZM86 138V137H85ZM1 139V138H0ZM71 139H74V138H71ZM87 139V138H86ZM69 140H70V138H69ZM68 140V141H69ZM98 140V139H97ZM55 141V140H54ZM72 141V140H71ZM77 141H78V139H77ZM76 142V141H75ZM81 142V141H80ZM80 142H79V144L78 145H80ZM83 142V141H82ZM7 143V142H6ZM53 143V142H52ZM73 144H74V142H72ZM85 143H86V141H85ZM88 143V145H87V147H86V149L84 148V147H82V149H81V152H85L86 150H88V152L89 151H91V147L93 146L92 144H90L89 142H87ZM8 144H10V149L11 150H14L13 148H17V149H19V150H22L23 151V153L25 154V156H28L29 157V159H31V160H38V158L40 157V156H43V157H45L46 155H50L49 157L51 158L53 155H54V153H53V151H52V149H49L48 147H43V151L41 152V153H39L38 155L37 154H33V153H31V152H29L27 149H26V146L27 145H25L24 143H21V144H12V143H8ZM71 144V143H70ZM76 144H77V142H76ZM67 145H69L68 143H67ZM25 146V147H24ZM66 147V146H65ZM69 147V146H68ZM71 147V146H70ZM81 147V146H80ZM27 148H30V145H28L27 146ZM67 148V147H66ZM77 149V148H76ZM75 149V150H76ZM79 151H80V149H78ZM93 150V149H92ZM55 151V150H54ZM78 151V152H79ZM87 152V153H88ZM98 152V151H97ZM23 153H20L22 156L24 155ZM91 153V152H90ZM94 153H95V151H94ZM94 153H92V154H94ZM84 154V153H83ZM97 154V153H96ZM78 155H80V153L78 154ZM81 156V155H80ZM83 156V155H82ZM84 156H86V154L84 155ZM84 156H83V159H84ZM96 157V155H91V154H89L88 156H86V157H88L87 158V162L88 163H90L92 166H93V164L94 165H96V163H94V161H95V159H97L98 160V158H95ZM98 156V155H97ZM237 156V155H236ZM24 157V156H23ZM23 157H20V160H19V164L21 165V171H17V169H16V167L14 166V164H13V162L15 161V159H11L10 160V166L9 167H11L12 168V170L7 174V177L6 178H4L3 177V172L1 171V169H0V179H2L3 180V184H5L6 185V187H4L3 188V190L1 191L2 193L1 194H8V193H11V194H13V193H15V192H25V191H27L28 193H33V195H35V197H36V200L32 203V204H30V205H28V206H18L19 208H18V212L19 213H22V212H25L26 210L29 212V216L28 217H30V220L27 222V224L25 223V226H24V228L21 230V231H18L17 233L18 234H15L16 236L14 237V238H12V236H5L4 235V237H0V264H7L6 263V261L8 260V259H11V260H19V258L21 257H23L24 255H29V258L27 259V256H26V260H29V259H35V256H36V254H35V252H31L32 250L34 251V247L36 246V245H39L40 247H39V249H42L43 247H45V248H47L48 246H50L49 244L54 240L53 239V236H52V234H50V232L48 231V224H42L41 222L40 223H36L35 222V215H36V212H37V210H44V211H48V213H47V215L49 214V212H50V210H52L53 208H47V206H46V204L48 203V201L51 199V198H55L54 196H55V192L57 191V190H59V189H63V190H73V188H74V183H73V180L71 179V178H69L66 174H65V172H64V174L66 175H60V179L58 180H55V179H53L54 181H51V182H47V181H45L44 179H41L37 174H31V175H34L33 177H30V176H28L30 173H31V168L28 166V162L27 161H24V159H23ZM117 158V157H116ZM119 158H121V157H119ZM237 158H238V156H237ZM55 159V158H54ZM82 159V158H81ZM99 159H103V158H99ZM118 159V158H117ZM104 161V160H103ZM232 161V160H231ZM118 162V161H117ZM117 162H115L116 164H115V166L117 165ZM84 163H86L85 161H84ZM138 163V162H137ZM235 163V162H234ZM103 164V163H102ZM105 164V163H104ZM103 164V165H104ZM82 165H84L85 166V164H82ZM98 165V164H97ZM96 165V166H97ZM119 165V164H118ZM138 165V164H137ZM213 166H215V165H213ZM254 166V165H253ZM83 167V166H82ZM90 167V166H89ZM210 167L211 166H207V170L209 171V169H210ZM222 167V166H221ZM255 167H257V166H255ZM95 168V167H94ZM212 168V167H211ZM213 168H215V167H213ZM84 169V168H83ZM136 169V168H135ZM138 169V168H137ZM93 170V169H92ZM91 170V171H92ZM207 170H206V172H207ZM212 170H214V169H212ZM54 171V170H53ZM87 171V170H86ZM210 171H211V169H210ZM209 171V172H210ZM83 172H84V170H83ZM89 172H90V170H89ZM88 172V173H89ZM94 172V171H93ZM92 172V173H93ZM238 173H240V170L239 171H237ZM48 173H50V172H48ZM47 173V174H48ZM60 173V172H59ZM85 173V172H84ZM136 173V172H135ZM212 174L214 173V171H212L211 172ZM210 173V174H211ZM243 173V172H242ZM85 174H87V173H85ZM249 174V173H248ZM51 175V174H50ZM89 175H91V174H89ZM215 175V174H214ZM239 175V174H238ZM88 176V175H87ZM247 176V175H246ZM75 177V176H74ZM223 177V176H222ZM221 177V178H222ZM50 178H52V177H50ZM221 178H220V180L219 179H217V180H219L218 181V183H216L217 184V188H219V187H223L224 186V184L226 183L225 181V178L226 177H224V179H222L221 180ZM17 179V180H16ZM106 179V178H105ZM227 179V178H226ZM253 179V178H252ZM182 180V179H181ZM181 180H180V182H181ZM230 180V179H229ZM255 180V179H254ZM75 181V180H74ZM177 181V180H176ZM183 181V180H182ZM233 181V180H232ZM252 181V180H251ZM95 182L96 181H94L93 183L95 184ZM100 182V181H99ZM101 182H102V180H101ZM179 182V183H180ZM230 182V181H229ZM249 182V181H248ZM184 183V182H183ZM97 184V183H96ZM99 184V183H98ZM115 184V183H114ZM117 184V183H116ZM174 184H176V183H174ZM182 184V183H181ZM241 184H243V183H241ZM250 184V183H249ZM77 185V184H76ZM231 185V184H230ZM233 185H234V183H233ZM238 185H239V183H238ZM244 185V184H243ZM95 186V185H94ZM115 186V185H114ZM173 187V186H172ZM175 187V186H174ZM180 187V186H179ZM226 187V186H225ZM236 187V186H235ZM240 187V186H239ZM244 187V186H243ZM77 188H78V186H77ZM177 188H178V186H177ZM227 188H228V185H227V187H226V190L225 191H227ZM229 188H231L230 186H229ZM261 188V187H260ZM260 188H259V190H260ZM222 189V188H221ZM234 189H236V188H233V190ZM237 189H238V186H237ZM175 190V189H174ZM177 190V189H176ZM222 190H224V188L222 189ZM229 190V189H228ZM242 190V189H241ZM258 190V191H259ZM74 191V190H73ZM78 191V190H77ZM180 191V190H179ZM219 191V190H218ZM68 192V191H67ZM176 192V191H175ZM232 192H234V191H231V193ZM235 192H236V190H235ZM234 192V193H235ZM172 193H174L173 191H172ZM219 193V192H218ZM226 193V192H225ZM248 193H250V192H248ZM259 193V192H258ZM262 192H261V190H260V194H261ZM77 194H78V192H77ZM169 194V193H168ZM176 194V193H175ZM221 194H222V192H221ZM224 194V193H223ZM228 194V193H227ZM237 194V193H236ZM225 195V194H224ZM228 195H230V194H228ZM233 195V194H232ZM251 195V194H250ZM75 196V195H74ZM169 196V195H168ZM221 196V195H220ZM223 196V195H222ZM253 196V195H252ZM260 196V195H259ZM264 196V195H263ZM34 197V198H35ZM261 197V196H260ZM262 198V197H261ZM77 199V198H76ZM113 199V198H112ZM118 199V198H117ZM257 199V198H256ZM255 199V200H256ZM124 200V199H123ZM172 200V199H171ZM251 200V199H250ZM118 201V200H117ZM119 201H120V198H119ZM118 201V202H119ZM122 201V200H121ZM125 201V200H124ZM243 201V200H242ZM253 200H251V202H252ZM260 201H262L261 199H260ZM263 201H264V199H263ZM115 202H116V200H115ZM245 202V201H244ZM254 202H256V201H254ZM121 203V202H120ZM124 203V202H123ZM123 203H121L122 205H124ZM243 203V202H242ZM241 202L239 203V204H242ZM249 203V202H248ZM253 203V202H252ZM264 203V202H263ZM112 204H114V202L112 203ZM117 204V203H116ZM249 204H251V203H249ZM257 204H259L258 202H257ZM85 205H86V203H85ZM121 205V206H122ZM253 205H254V203H253ZM261 205H262V202H261ZM83 205H81V207H82ZM108 206V205H107ZM120 206V207H121ZM245 206H247V205H245ZM115 207V206H114ZM118 207V206H117ZM116 207V208H117ZM119 208V207H118ZM122 208V207H121ZM246 208V207H245ZM252 208V207H251ZM254 208V207H253ZM252 208V209H253ZM262 208H264V207H262ZM82 209H84V207L82 208ZM82 209H81V211H82ZM109 209V208H108ZM113 209V208H112ZM241 209V208H240ZM243 209V208H242ZM257 209H258V207H257ZM120 210V209H119ZM248 210H249V208H248ZM251 210V209H250ZM254 210V212H255V210L256 209H253ZM1 211V210H0ZM110 211V210H109ZM116 211V210H115ZM115 211H114V213H115ZM258 211V210H257ZM263 211H264V209H263ZM17 212V211H16ZM112 212V211H111ZM249 212V211H248ZM252 212V211H251ZM260 212V211H259ZM41 213V212H40ZM43 213V212H42ZM118 213H120V212H118ZM117 213V214H118ZM253 213V212H252ZM1 214H3V213H1L0 212V217H2L1 216ZM23 214V213H22ZM44 214V213H43ZM123 214H124V212H123ZM122 212L120 213V215H121V217H122ZM256 214V213H255ZM254 214V215H255ZM53 215V214H52ZM115 215V214H114ZM251 215V217H252V214H250ZM117 216H119V215H117ZM262 216V215H261ZM263 216H264V214H263ZM47 217V216H46ZM113 217V216H112ZM111 217V219H113ZM240 217V216H239ZM259 217V216H258ZM258 217H256V218H258ZM52 219H53V217H51ZM109 218H110V216H109ZM261 218H263V217H261ZM46 219V218H45ZM55 219V218H54ZM235 219V218H234ZM242 219V215H241V217H240V219L239 220H241ZM244 219V218H243ZM48 220H50V219H48L47 218V221ZM116 220V219H115ZM118 220V219H117ZM116 220V221H117ZM237 221L236 223H238V222H240V225H242V224H247V223H244L243 221H242V223H241V221ZM256 220V219H255ZM42 221V220H41ZM43 221H45L44 220V218H43ZM64 221V220H63ZM46 222V221H45ZM260 222H262V221H260ZM49 223V222H48ZM256 223L257 222H255L254 224V230H252V231H256L255 230V226H256ZM259 223V222H258ZM262 223H264V222H262ZM249 224V223H248ZM45 225H48L47 227H45ZM56 225H57V222H56ZM238 225V224H237ZM240 225H239V227H240ZM251 225V224H250ZM51 226V225H50ZM54 226V225H53ZM248 226V225H247ZM246 226V227H247ZM262 225H260V227H261ZM59 227V226H58ZM234 227H237V226H234ZM245 227V228H246ZM249 227V226H248ZM53 228H55V227H53ZM243 228V227H242ZM241 228V229H242ZM252 228V227H251ZM264 228V227H263ZM58 228H56V230H57ZM240 229V228H239ZM238 228H237V230H239ZM257 229V228H256ZM50 231H51V229H49ZM55 230V231H56ZM248 230H250V229H248ZM259 230V229H258ZM53 231V230H52ZM58 231V230H57ZM252 231H250V232H252ZM264 232V231H263ZM56 233H58L59 234V232H56ZM253 233V232H252ZM255 233V235L256 236H258V238L260 237V239L262 238V236H260V234H258V232H254ZM253 233V234H254ZM257 233V234H256ZM262 233V232H261ZM57 234V235H58ZM264 234V233H263ZM61 235V234H60ZM54 236H56V234L54 235ZM264 236V235H263ZM217 237V236H216ZM215 238V237H214ZM56 239V238H55ZM58 239V238H57ZM56 239V240H57ZM217 239V238H216ZM255 239V238H254ZM253 239V240H254ZM214 241H215V239H213ZM257 240V239H256ZM264 240V239H263ZM263 240H262V242H263ZM218 241V240H217ZM216 241V242H217ZM261 241V240H260ZM56 243V242H55ZM214 243V242H213ZM257 243V242H256ZM259 243V242H258ZM253 244V243H252ZM45 245V246H44ZM51 245H53V244H51ZM211 245H213V244H210V247H211ZM214 245H219V244H214ZM257 245V244H256ZM259 245H262V244H259ZM258 245V246H259ZM42 246V247H41ZM55 246V245H54ZM209 246V245H208ZM18 247H20L21 249H20V251L18 252L17 251V248ZM209 247V248H210ZM213 247V246H212ZM211 247V248H212ZM216 247V246H215ZM214 247V248H215ZM218 247V246H217ZM261 247V246H260ZM263 247V246H262ZM52 248V247H51ZM55 248H57V247H55ZM208 249V248H207ZM255 249H258V248H255ZM47 250V249H46ZM212 250V249H211ZM214 250V249H213ZM217 250V249H216ZM219 250V249H218ZM217 250V251H218ZM259 250V249H258ZM261 250H262V248H261ZM41 251V250H40ZM64 251V250H63ZM63 251H61V253L63 252ZM58 252V251H57ZM60 252V251H59ZM41 253V252H40ZM43 253V252H42ZM211 253V252H210ZM258 253V252H257ZM259 253H260V251H259ZM20 256V257H19ZM20 258V259H21ZM46 258H48V257H46ZM50 258V257H49ZM24 259V258H23ZM44 259V258H43ZM60 259V258H59ZM52 260V259H51ZM61 260V259H60ZM215 260V259H214ZM218 260V259H217ZM13 261V262H14ZM22 261V260H21ZM40 261V260H39ZM27 262H30L31 263V261H27ZM63 262V261H62ZM142 262H143V260H142ZM33 263V262H32ZM140 263H141V259H140ZM145 264H146V261L144 262ZM25 264V263H24ZM62 264V263H61ZM143 264V263H142Z\"/></svg>","mask_w":264,"mask_h":264},{"label":"water","instance_id":"obj_3","mask_svg":"<svg viewBox=\"0 0 264 264\" xmlns=\"http://www.w3.org/2000/svg\"><path fill=\"white\" fill-rule=\"evenodd\" d=\"M7 15H5L2 19H0V21H5V19L7 18ZM25 86L31 88L33 86V84H32V82L29 79H26L25 80ZM32 90L34 91V89H32ZM36 99H37V102L41 105V108L45 109L50 114L60 115L62 112L65 111L64 110L65 108H63V107L62 108L55 109L54 104L51 103L50 101H46L41 95H38L36 97ZM73 107H74V104H73Z\"/></svg>","mask_w":264,"mask_h":264}]
</instances>
